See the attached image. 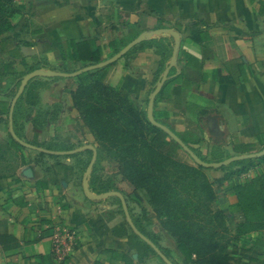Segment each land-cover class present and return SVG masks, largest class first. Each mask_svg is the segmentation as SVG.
Returning a JSON list of instances; mask_svg holds the SVG:
<instances>
[{"label": "crops", "instance_id": "0c3cea01", "mask_svg": "<svg viewBox=\"0 0 264 264\" xmlns=\"http://www.w3.org/2000/svg\"><path fill=\"white\" fill-rule=\"evenodd\" d=\"M15 6L20 11L11 19L14 29L0 35V141L10 140L6 112L10 113L18 92V80L38 69L63 72L66 62L73 71L77 67L67 61L69 45L93 41L107 48V60L110 52L122 50L144 31L170 28L182 37L180 73L172 70L170 83L159 94L156 121L199 154L208 146L212 154H220L233 153L235 143L264 142V0H15ZM193 32L201 34L197 35L203 42L193 40ZM161 40L173 49L172 39ZM127 55L106 68L104 82L136 98L145 109L159 80L162 57L149 43ZM61 81L42 91L39 99L57 98L65 90L63 107H69L78 121L75 125L86 131L70 92L75 80ZM32 84L15 108L14 128L19 136L22 124L24 135L29 127L39 135L34 104L38 101L25 100ZM90 136L87 142L97 145ZM31 151L8 153L10 158L20 155L18 165L2 163L12 175L0 180V264H165L122 222L117 206L108 202L111 198L91 202L85 197L78 165L68 159L44 166L34 162ZM177 156L192 164L184 152ZM27 169L32 170V178L24 176ZM112 170L117 171L114 166ZM263 173L264 162L232 181L244 184ZM235 202L227 185L219 204L228 209ZM241 218L238 211L232 213L229 227L235 229ZM58 232L69 251L56 258L53 247ZM256 238L254 233L240 244L250 246ZM176 250L171 251L179 259L176 263L186 264ZM237 259L241 264H264V249Z\"/></svg>", "mask_w": 264, "mask_h": 264}, {"label": "trees", "instance_id": "16d2710c", "mask_svg": "<svg viewBox=\"0 0 264 264\" xmlns=\"http://www.w3.org/2000/svg\"><path fill=\"white\" fill-rule=\"evenodd\" d=\"M18 11L20 10L15 6V0H0V35L14 29L11 19ZM197 34L199 33L193 32L192 39L203 42V38L198 39ZM145 43L153 44L162 57L158 80L171 58L172 46L166 45L162 40ZM105 51L106 47L103 48L93 41L73 43L69 45L67 61L77 68L70 70L66 62L63 72L73 73L100 64L106 60ZM118 52L116 49L110 52L108 57ZM127 57L128 55L125 58ZM106 70L104 68L84 73L74 79L75 82L70 86L74 108L100 145L97 162L102 160V154L105 152L107 159L116 163V170L122 182L129 185L133 193L140 190L146 192L156 215V223L173 237L184 262L241 264V259L237 257L242 258L257 248L264 249V173L244 184H234L232 181L234 176H242L256 164L263 163L264 158L236 162L218 170L198 166L179 144L149 122L147 108L144 109L136 98L105 85ZM21 79L22 77L18 82H21ZM169 83L170 81L166 86ZM6 114L9 116V111ZM17 135L19 136L18 133ZM22 149L24 147L11 135L7 143L0 141V180L12 175L9 168L2 167V163L10 160L8 153ZM191 149L204 162L215 163L233 156L258 153L264 149V142L235 143L232 146L233 153H215L211 160ZM69 150L73 149L66 151ZM179 151L184 152L192 164L179 159ZM22 162L30 164L26 159H22ZM206 171H210L211 175H207ZM96 183L93 172L90 183L93 192L107 193L114 190L97 188ZM227 185L236 202L228 209H223L219 204L220 195ZM1 191L0 184V193ZM235 211H238L242 218L232 231L228 222ZM138 230L148 237L144 231L139 228ZM254 233L257 238L250 246L240 244L243 238L248 240ZM151 241L167 258L177 264L172 260L171 250L163 248L152 239ZM157 258L163 262L159 256Z\"/></svg>", "mask_w": 264, "mask_h": 264}, {"label": "rangeland", "instance_id": "374dc122", "mask_svg": "<svg viewBox=\"0 0 264 264\" xmlns=\"http://www.w3.org/2000/svg\"><path fill=\"white\" fill-rule=\"evenodd\" d=\"M61 80L63 79L60 80L54 79V81L53 79H49V80L45 79V81H43V79H37L34 80V83L31 85L30 91L28 92L25 100L30 99L33 102L38 101V102H34V104H36V110H37L36 112L40 118L38 119L39 124H37L36 127H39L40 129L38 130L37 128H35L37 131L36 133H39V135H37L34 134L33 129L29 127L28 129L29 132L26 135H24V130H26V127L23 126L24 124L20 125L21 126V128H19L20 138L24 142L48 150L66 151L68 149L74 150L80 148L84 145L89 144L87 141L92 140L90 136L91 131L85 125L84 126L86 127L85 128L86 131H82L83 127H77L75 124H77L78 121L73 117V113L68 110L69 107L67 106L63 107V103L66 102L65 101L66 96L63 94L65 93V90L60 89L61 94L55 96L57 98L46 97L45 95L46 99H44L43 101L39 99L40 98L39 94L42 91H47L50 88L57 87V82L59 81L63 82ZM40 102H43V104L41 103V105L39 106L38 104H40ZM146 107L147 105H145V109ZM75 111H76L75 113L76 116H78L81 119L80 113L76 109ZM71 123H73V126H71ZM42 134H44V136H42ZM42 137L43 138L49 137L50 141H45L44 139H40ZM95 143L97 142L95 141ZM94 146L95 147L97 146V148L100 147L99 143H97V145L95 144ZM22 150L29 152V150L26 148ZM31 152L33 156H36L34 162L35 163L40 162L44 166L50 164L51 166L54 167L56 166L57 162H61V161L65 162L68 159H70L71 164H74V166L78 165L80 167L79 177L81 178V180H83L85 172L88 168V164L92 159V155L89 152L76 155L75 157H63V158L51 157L48 155L42 156L38 152H34V151ZM201 155L209 160L213 159L212 158L213 154L209 149V146H208V150L201 153ZM9 161L18 165L20 163V155L19 154L15 155V157L10 158ZM113 166L114 168H116V163L114 161H110V159L108 160L107 154L104 152L102 154V160L99 163L97 162V164L95 165L94 177L97 181L96 187L114 189L113 191L122 193L126 198L129 207L130 216L134 224L136 223V227L144 231V233L148 235L147 237L148 239L150 240L152 239L156 241L160 246L167 247L168 250L175 251L177 244L173 239V237L169 233L163 231L161 226L156 223L155 221L156 215L149 203V198L146 195V192L140 190L137 191L136 193H133V189L126 183L122 182L118 172L112 170ZM206 173L209 176L211 175L210 171H206ZM96 194H104V193H96ZM108 202H114V205L117 206V210L121 216L122 222L123 221L127 222L119 199L114 197L109 199ZM127 225L129 226L128 222ZM230 229L232 231L235 230L233 226H230ZM140 242L144 243L142 242V240ZM171 257L173 261L179 263V259L176 256H172L171 254Z\"/></svg>", "mask_w": 264, "mask_h": 264}, {"label": "water", "instance_id": "95a60500", "mask_svg": "<svg viewBox=\"0 0 264 264\" xmlns=\"http://www.w3.org/2000/svg\"><path fill=\"white\" fill-rule=\"evenodd\" d=\"M172 39L174 42L173 49H172V55L169 61L166 64V68L164 72L161 74L157 84L155 85L154 90L151 92L149 96V101H148V106H147V117L149 122L162 130L165 134H167L171 140L175 141L177 144L181 146L184 152H186L191 159L201 167H204L206 169H212V170H218L223 167H229L230 165L240 162V161H246V160H258L261 158H264V149L261 150L258 153H253V154H247V155H238V156H233L223 162H215V163H207L201 160L198 155L189 147L187 146L183 140L176 134L174 133L170 128L167 126L162 125L161 123L157 122L155 117H154V106L156 103V99L161 93L164 85L167 83V81L171 78L170 74L172 70H176L177 74L180 73L178 69V61H179V54H180V48H181V42H182V37L181 34L170 28L166 29H158V30H150V31H144L141 33L136 39H134L132 42H130L128 45H126L122 50H120L117 54H115L113 57L105 60L104 62L89 66L86 68H83L81 70H78L73 73H65V72H58V71H53V70H44V69H38L35 70L31 73H28L25 75L20 83L18 92L12 102L11 108H10V113H9V133L11 137L22 147L32 150L35 152H38L40 154H45L48 156H56V157H71L75 155H79L82 153H87L91 152L92 153V159L88 165V168L85 172V175L82 180V189L84 192L85 197L91 201V202H101L105 201L109 198L116 197L120 200L126 220L132 229V231L135 233L137 237H139L143 242H145L148 246H150L153 251L156 253L157 256H159L165 264H174L169 258H167L158 248L157 246L150 240L148 239L145 235H143L138 228L135 226L129 212V207L126 201V198L124 195L120 192L112 191V192H107L104 194H96L94 193L91 188H90V182L91 178L94 172L95 165L97 164L98 161V150L95 146L87 144L84 145L80 148L74 149V150H69V151H53V150H48L45 148L37 147L32 144L24 142L16 133L15 128H14V112L16 105L19 101V99L23 96L25 93L27 86L29 83L35 79L43 78V79H76L79 76H81L84 73L88 72H93L96 70L104 69L107 68L117 62H119L122 58H124L132 49L137 47L138 45L149 42L152 40H161V39ZM24 176L26 178H32L33 173L31 169H27L24 171ZM64 187H66V184H63ZM136 257V256H135Z\"/></svg>", "mask_w": 264, "mask_h": 264}, {"label": "built area", "instance_id": "2783aa9c", "mask_svg": "<svg viewBox=\"0 0 264 264\" xmlns=\"http://www.w3.org/2000/svg\"><path fill=\"white\" fill-rule=\"evenodd\" d=\"M66 243L65 237L58 232L54 238L53 247V252L56 258H59L61 255H64L67 251H69Z\"/></svg>", "mask_w": 264, "mask_h": 264}]
</instances>
